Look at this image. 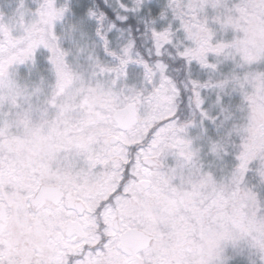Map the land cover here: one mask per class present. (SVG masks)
Listing matches in <instances>:
<instances>
[{
    "label": "snow or ice",
    "instance_id": "obj_1",
    "mask_svg": "<svg viewBox=\"0 0 264 264\" xmlns=\"http://www.w3.org/2000/svg\"><path fill=\"white\" fill-rule=\"evenodd\" d=\"M0 264H264V0H0Z\"/></svg>",
    "mask_w": 264,
    "mask_h": 264
}]
</instances>
